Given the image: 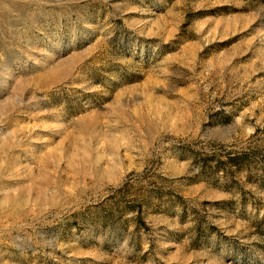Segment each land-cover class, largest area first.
<instances>
[{
	"label": "rangeland",
	"instance_id": "1",
	"mask_svg": "<svg viewBox=\"0 0 264 264\" xmlns=\"http://www.w3.org/2000/svg\"><path fill=\"white\" fill-rule=\"evenodd\" d=\"M0 264H264V0H0Z\"/></svg>",
	"mask_w": 264,
	"mask_h": 264
}]
</instances>
